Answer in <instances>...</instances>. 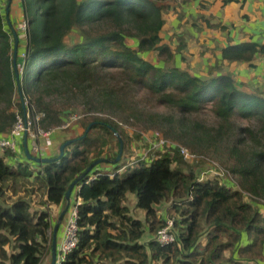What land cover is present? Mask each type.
Returning a JSON list of instances; mask_svg holds the SVG:
<instances>
[{
    "label": "trees",
    "instance_id": "16d2710c",
    "mask_svg": "<svg viewBox=\"0 0 264 264\" xmlns=\"http://www.w3.org/2000/svg\"><path fill=\"white\" fill-rule=\"evenodd\" d=\"M196 1L23 0L30 40L22 66L17 57L18 75L0 12V135L10 133L26 100L50 99L53 106L45 108L41 123L47 130L84 108V131L59 160L36 169L28 162L9 164L15 155L2 150L0 264H42L50 256L49 207L63 206L77 179L71 202L75 192L79 241L62 264L264 263V213L257 205L264 204V92L245 91L218 66L193 74L190 56L182 53L192 37L188 30L178 46L164 42L165 15L173 4ZM208 52L221 56L218 62L249 63L264 55V43L215 42L200 54ZM150 53H157V62L147 58ZM178 54L186 66L178 64ZM125 125L139 133L131 137ZM150 131L176 147L131 161L133 141ZM120 140L122 158L113 163ZM183 147L202 158L199 164H218L238 188L220 176L200 180ZM101 159L109 162L84 175ZM31 179L37 189H30ZM43 190L44 209L33 211L30 197ZM129 193L144 220L134 216ZM165 205L180 217L169 245L157 240L166 226L160 214Z\"/></svg>",
    "mask_w": 264,
    "mask_h": 264
},
{
    "label": "crops",
    "instance_id": "0c3cea01",
    "mask_svg": "<svg viewBox=\"0 0 264 264\" xmlns=\"http://www.w3.org/2000/svg\"><path fill=\"white\" fill-rule=\"evenodd\" d=\"M81 2L82 0H78ZM0 12H2L5 22V28L12 37L13 43V54L15 48H17L18 55L23 52L28 46L27 36L22 33L18 28L22 21L25 19V10L23 0H0ZM166 25L162 31V37L164 42L176 47L179 45V40L184 38L186 30L192 34V37L187 40L188 48L182 53L190 56V66L193 74L207 75L218 66L222 71L232 76L236 82L248 92L255 90H261L264 92V55H256L254 60L249 63L241 62H218L221 56H215L214 53L208 52L205 55L200 53L205 48H210L215 42L220 43L222 46H227L230 43L239 44L248 41H256L260 44L264 43V0H198L196 2L182 5L179 8L173 4V9L165 15ZM211 20V21H210ZM218 24L227 28L211 27L210 24ZM17 34L18 40L15 39L14 34ZM148 59L157 62V53L148 54ZM179 62L180 54H178ZM21 60V57L19 56ZM20 65L22 64L19 61ZM18 63V62H17ZM21 66H19V69ZM76 129V133H77ZM66 136L60 135V133L52 134V151L53 156L55 155V149L60 150V146L66 142V140H72L75 138L71 132H66ZM0 135V139L3 138ZM26 139L18 140L19 143V154L7 159L9 164L15 162H28L35 167V163L28 158L26 155L27 142ZM2 152V150H1ZM0 152V156L3 152ZM52 156V157H53ZM38 164V163H37ZM103 168L109 169L107 166ZM32 186L30 189H37L33 179L30 180ZM24 195V193H21ZM38 196L39 200L36 199ZM32 202V209L42 210L44 207L41 205V195L38 192L30 197ZM80 200L77 199L76 193L74 192L72 202H70V208L78 204ZM65 207L50 206L52 225L56 214L60 215ZM69 218V212L66 213L64 221L59 228L57 237V250L60 246L61 239L63 236L64 224ZM52 261V250L50 256L44 259L42 264H51Z\"/></svg>",
    "mask_w": 264,
    "mask_h": 264
},
{
    "label": "built area",
    "instance_id": "2783aa9c",
    "mask_svg": "<svg viewBox=\"0 0 264 264\" xmlns=\"http://www.w3.org/2000/svg\"><path fill=\"white\" fill-rule=\"evenodd\" d=\"M22 33L27 36L28 45L30 40V31H29V24L28 20L25 16V19L19 25L18 28ZM28 46L26 47V49ZM26 49L20 53L22 64H24L27 51ZM84 115H71L69 120L64 121L63 126H59V130H66L69 129L73 123L77 120L83 118ZM45 108H43L39 103H34L30 100H26L24 103V112L20 113L17 110L16 121L10 131L9 134L4 135L3 138L0 139V149L1 150H8L13 155L18 156L19 154V143L18 140L26 139L27 142L30 143V146L27 144V148L30 150V153L33 157L36 158H51L53 156L52 146V134L55 133V129H44L41 125L43 119H45ZM152 138L155 139V142L150 143L149 150H157L163 147H176L175 144L166 141L161 134L154 133ZM156 140L158 143H156ZM182 156L189 161L191 164L196 163L199 164L200 157L196 154H192L186 148H180ZM206 165H211L212 167L217 168L221 173L224 172L220 169L219 165L214 162H206ZM43 165V164H40ZM213 174L212 170L204 169L202 174ZM219 174V173H217ZM219 176V175H215ZM200 180H204L201 178ZM69 218L67 222L64 224L63 229V236L61 239L60 246L57 250V260L56 264H62L66 261L67 255L72 253L79 241V228H78V209L77 206L72 208L69 207ZM174 227V220H167L166 226L160 229L157 233V240L161 245H169L174 242L175 236L172 232ZM258 264V263H257ZM264 264V263H260Z\"/></svg>",
    "mask_w": 264,
    "mask_h": 264
},
{
    "label": "rangeland",
    "instance_id": "374dc122",
    "mask_svg": "<svg viewBox=\"0 0 264 264\" xmlns=\"http://www.w3.org/2000/svg\"><path fill=\"white\" fill-rule=\"evenodd\" d=\"M39 104L43 108H46V109L51 108L53 106V104L50 101V99H47L46 101H44V103H39ZM71 115H78V116L84 115V108L83 107L74 108V112L72 114H70L69 117ZM69 117L66 120H69ZM61 126H63V125H61ZM124 128L126 129V131L128 132V134L131 137H133L134 131H137V133H139L138 130H136L131 125H129V126L125 125ZM76 129H79V130H77V133L75 131ZM68 131L71 132L72 135L75 136L74 139L79 137L84 131V129L82 127L81 119L77 120L75 123H73L72 126L69 129L59 130L58 127L55 128V132L58 133V134L60 133V135H58V136H61V135L66 136L65 133L68 132ZM154 133H157V132H155V131L143 132V133H141L142 134V138L141 139L133 141V143L131 145V148H130V152L132 154L131 161L148 158V156H147V154H148V145L150 143L155 142V139L152 138ZM159 134H161V133H159ZM156 143H158L157 140H156ZM55 150H56L55 154H58L59 151H60L59 149L58 150L55 149ZM0 152H1V149H0ZM191 166H192V168H194V171L198 174V178H200V179L203 178L205 180V179L209 178L210 176L212 177V176H215V175H219L220 177H222L221 179L223 180V183L228 184L229 186L233 187L234 189L238 188L237 185L235 184L236 181H235L234 177L229 176V175H227L225 173L224 174H220L221 172L217 168L212 167L211 165H206L205 162L203 164L202 163L201 164L193 163ZM34 168L39 169V165L37 163H35V167ZM204 169H206L207 171L208 170H212L213 174H205V173L201 174ZM217 173H219V174H217ZM39 198H38V196L36 197V199H38V200H39ZM44 199H45V190H43L42 193H41V202H42L41 205L42 206H43V203H44ZM247 200H248V202H251L249 198H247ZM128 205H129V207L133 208L134 216L138 217L141 220H144L145 212L142 211V210H136L134 208L135 205H136V196H135L134 193H129L128 194ZM257 205L259 206L260 210L263 211V213H264V204H257ZM160 214L163 215V217H164L163 219L165 221H167V220H175V219L179 220L180 219V217H177V216L171 214V212L168 209V205L160 207ZM58 218H59V215L56 214L55 217H54V219H55L54 222H56L58 220ZM152 237L153 236H150V234H148V236L146 237V240H150ZM204 240H205V238H204Z\"/></svg>",
    "mask_w": 264,
    "mask_h": 264
},
{
    "label": "water",
    "instance_id": "95a60500",
    "mask_svg": "<svg viewBox=\"0 0 264 264\" xmlns=\"http://www.w3.org/2000/svg\"><path fill=\"white\" fill-rule=\"evenodd\" d=\"M14 37H15V39L18 40V36L16 33L14 34ZM17 55H18V51H17V48H15L13 65H14V71H15L16 75L19 74V71L17 68V57H18ZM90 128H91V126H89V128L86 130V132L83 136H86V134L89 132ZM75 141H76V139H72V140H68L65 143H63L62 146L60 147L59 155L57 157L43 158V159L36 158V157H33L31 155L30 150L28 148H26V155L28 156V158L30 160H32L33 162H36L38 164H50V163H53V162L59 160L61 157H63L65 154L66 147ZM26 144H27V141H25V145ZM123 149H124V144H123L122 140H120V152H119L118 157L113 161V163H117L121 160L122 154H123ZM103 162L107 163V162H109V160L108 159H101V160H98V161L92 163L90 165V167L86 170L84 175L88 174L96 165L103 163ZM79 180L80 179H77L76 181H74L70 185V188L65 195V207H64L63 211L60 213L59 218L53 227V237H52V247H51V250H52L51 264H56V260H57V237H58L59 228L64 221V217H65L66 213L69 210L72 192H73L74 188L76 187V185L79 183Z\"/></svg>",
    "mask_w": 264,
    "mask_h": 264
}]
</instances>
